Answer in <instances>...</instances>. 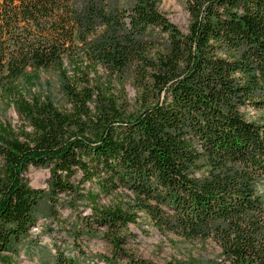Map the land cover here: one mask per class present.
Segmentation results:
<instances>
[{"label":"trees","instance_id":"16d2710c","mask_svg":"<svg viewBox=\"0 0 264 264\" xmlns=\"http://www.w3.org/2000/svg\"><path fill=\"white\" fill-rule=\"evenodd\" d=\"M158 1L0 0V106L23 121L0 125V264L63 194L126 264H148L120 248L141 220L211 241L226 264H264V0H185V32ZM42 72L61 100L28 98ZM123 75L133 106L113 92ZM29 168L48 171L46 193Z\"/></svg>","mask_w":264,"mask_h":264},{"label":"rangeland","instance_id":"374dc122","mask_svg":"<svg viewBox=\"0 0 264 264\" xmlns=\"http://www.w3.org/2000/svg\"><path fill=\"white\" fill-rule=\"evenodd\" d=\"M132 0H108L118 8H125ZM158 11L179 31L185 32L188 14L185 0H159ZM145 38L157 48H163L164 38L156 29H150ZM104 73L99 69L98 76L104 80ZM92 76L89 75V78ZM113 92L119 93L131 106L135 92L131 78L124 75L112 78ZM28 98L37 97L57 102L62 99L59 81L55 74L42 72L34 81ZM254 117L253 113L250 115ZM0 125L17 130L23 126L22 118L14 106H0ZM28 185L35 190L47 192L49 173L46 169L29 168L24 174ZM264 192V191H263ZM108 205V200L101 201ZM90 209L73 194L59 196L58 203L51 210L44 205L36 214L35 226L12 258V264H56L57 253L74 264H126L125 258L114 255L113 249L103 228L92 226L90 233L84 225L88 221ZM91 224V223H90ZM126 239L120 248L134 259L148 264H226L219 249L209 240H187L175 234H159L147 221L129 225Z\"/></svg>","mask_w":264,"mask_h":264}]
</instances>
